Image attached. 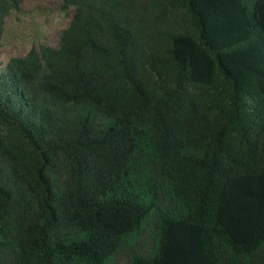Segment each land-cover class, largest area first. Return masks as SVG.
Segmentation results:
<instances>
[{
  "label": "trees",
  "instance_id": "1",
  "mask_svg": "<svg viewBox=\"0 0 264 264\" xmlns=\"http://www.w3.org/2000/svg\"><path fill=\"white\" fill-rule=\"evenodd\" d=\"M59 6L0 73V264H264V0Z\"/></svg>",
  "mask_w": 264,
  "mask_h": 264
},
{
  "label": "rangeland",
  "instance_id": "2",
  "mask_svg": "<svg viewBox=\"0 0 264 264\" xmlns=\"http://www.w3.org/2000/svg\"><path fill=\"white\" fill-rule=\"evenodd\" d=\"M59 7V0H24L21 11L12 15L5 26L0 73L11 58L26 55L32 47L58 45L72 15L71 10L63 12Z\"/></svg>",
  "mask_w": 264,
  "mask_h": 264
}]
</instances>
